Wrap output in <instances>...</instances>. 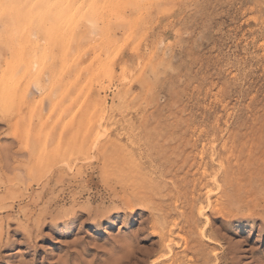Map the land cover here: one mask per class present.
I'll list each match as a JSON object with an SVG mask.
<instances>
[{
  "label": "rangeland",
  "instance_id": "374dc122",
  "mask_svg": "<svg viewBox=\"0 0 264 264\" xmlns=\"http://www.w3.org/2000/svg\"><path fill=\"white\" fill-rule=\"evenodd\" d=\"M55 1L0 0V264H264V0Z\"/></svg>",
  "mask_w": 264,
  "mask_h": 264
},
{
  "label": "bare ground",
  "instance_id": "6f19581e",
  "mask_svg": "<svg viewBox=\"0 0 264 264\" xmlns=\"http://www.w3.org/2000/svg\"><path fill=\"white\" fill-rule=\"evenodd\" d=\"M42 1V0H41ZM53 1H55V0H53ZM104 1V0H103ZM109 1V0H108ZM56 3L58 2V1H55ZM54 2V3H55ZM84 2H85V0H84ZM90 2V1H89ZM105 2V1H104ZM115 2V1H114ZM114 2H113V4H114ZM119 2V1H118ZM53 3V4H54ZM91 3V2H90ZM120 3V2H119ZM33 4V3H32ZM48 4V3H47ZM53 4H52V6H53ZM69 4V3H68ZM82 4V3H81ZM99 4V3H98ZM104 4V3H103ZM62 5V4H61ZM71 5V4H70ZM74 6V5H73ZM68 7V6H67ZM100 97V96H99ZM98 97V98H99ZM97 98V97H96ZM100 103V102H99ZM205 210V209H204ZM200 215H205L204 214V211L203 210H201L200 211ZM207 221L209 222V219H207ZM160 224V223H159ZM175 226V225H174ZM164 228V227H163ZM165 229V228H164ZM166 232L167 231H165V230H156V232L155 233H158L159 235H160V241H162V242H164V243H162V244H164L163 245V247H165V248H167V250H168V252L166 253V254H169L168 255V257H165V258H169L170 257V259H172L173 257H171V256H174V261H175V254H173V245H172V240H170V241H168V240H166ZM172 232V231H171ZM153 234V233H152ZM203 235V234H202ZM171 236V235H170ZM171 238H172V236H171ZM202 239V238H201ZM185 240H187V239H185ZM175 242H177L176 240H175ZM187 242V241H186ZM182 243V242H181ZM161 244V243H160ZM178 246V245H177ZM163 247H162V249H163ZM183 248V247H182ZM190 252V251H189ZM199 252V251H198ZM177 258H179V257H177ZM219 258V256L217 255V257H216V260ZM203 259H205V262H209V258L208 257H204ZM147 260V259H146ZM162 261V260H161ZM142 262V261H141ZM189 262V261H188ZM160 262H158V264H159ZM172 263V262H171ZM179 263V262H178ZM153 264V263H152ZM187 264V263H186Z\"/></svg>",
  "mask_w": 264,
  "mask_h": 264
}]
</instances>
